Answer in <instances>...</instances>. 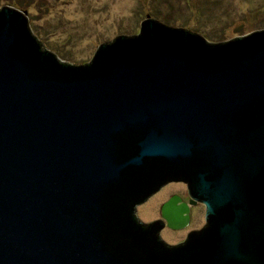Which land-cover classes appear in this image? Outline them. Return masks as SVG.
<instances>
[{"label":"water","instance_id":"95a60500","mask_svg":"<svg viewBox=\"0 0 264 264\" xmlns=\"http://www.w3.org/2000/svg\"><path fill=\"white\" fill-rule=\"evenodd\" d=\"M172 181L205 205L177 245L137 217ZM0 264H264V30L149 18L67 64L1 9Z\"/></svg>","mask_w":264,"mask_h":264},{"label":"rangeland","instance_id":"374dc122","mask_svg":"<svg viewBox=\"0 0 264 264\" xmlns=\"http://www.w3.org/2000/svg\"><path fill=\"white\" fill-rule=\"evenodd\" d=\"M9 4L28 11L33 36L67 64L91 62L102 43L140 34L149 18L210 36V43L264 30V0H0V10ZM175 199L189 207L186 226L184 221L171 227L164 218L163 208ZM137 217L146 224L164 221L160 236L169 245L206 224L205 205L193 201L181 181L166 184L138 205Z\"/></svg>","mask_w":264,"mask_h":264},{"label":"bare ground","instance_id":"6f19581e","mask_svg":"<svg viewBox=\"0 0 264 264\" xmlns=\"http://www.w3.org/2000/svg\"><path fill=\"white\" fill-rule=\"evenodd\" d=\"M176 204V203H175ZM179 208H181V209H179ZM179 208H176L177 210H176V215H169L168 217H169V219H170V221L173 223V224H175L177 227L178 226H180L181 225V223H183L184 221H186V219H185V216L183 215L184 213H183V207H179ZM179 210H182L181 211V215H179V214H177V212L179 211ZM175 213V212H174ZM187 222V221H186ZM184 225H186V223L184 224ZM183 225V226H184Z\"/></svg>","mask_w":264,"mask_h":264},{"label":"flooded vegetation","instance_id":"af4514ba","mask_svg":"<svg viewBox=\"0 0 264 264\" xmlns=\"http://www.w3.org/2000/svg\"><path fill=\"white\" fill-rule=\"evenodd\" d=\"M172 182H175V181H172ZM170 183V182H169ZM179 198V197H178ZM163 219V218H162ZM160 220V219H159ZM167 225V224H166Z\"/></svg>","mask_w":264,"mask_h":264}]
</instances>
